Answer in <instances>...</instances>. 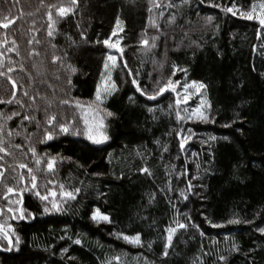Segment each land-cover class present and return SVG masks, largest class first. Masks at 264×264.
<instances>
[{
    "label": "trees",
    "instance_id": "16d2710c",
    "mask_svg": "<svg viewBox=\"0 0 264 264\" xmlns=\"http://www.w3.org/2000/svg\"><path fill=\"white\" fill-rule=\"evenodd\" d=\"M261 3L0 0V264H264Z\"/></svg>",
    "mask_w": 264,
    "mask_h": 264
},
{
    "label": "snow or ice",
    "instance_id": "6c2138e0",
    "mask_svg": "<svg viewBox=\"0 0 264 264\" xmlns=\"http://www.w3.org/2000/svg\"><path fill=\"white\" fill-rule=\"evenodd\" d=\"M71 3H72V4H76V3H77V0H71ZM262 7H264V6H262ZM224 10L227 11V12H232V11H233V9H232L231 7H228V8H226V9H224ZM70 11H71L70 8L61 7V8H59L58 13H59V15L64 16V15H67ZM49 18L51 19V15H49ZM248 18L251 19L252 17H251V16H248ZM208 20L211 21V17H209ZM260 23H261V25H264V19H261V20H260ZM3 27H8V25H7V24H4ZM51 34H52V33L49 32V35H51ZM105 43L107 44L108 41H105ZM144 43L146 44L147 41H145ZM108 59H109V60H114V57L109 56ZM106 67H107V65H106ZM73 71H74V69H73ZM134 83H135V81H134ZM194 83H195V82H194ZM112 87L114 88L115 85H112ZM199 87H200V88H203L204 85L201 84V85H199ZM169 89H170L171 91H176V87L174 86V84H173V82H172L171 80H169L168 83H167L164 87H161V88L158 90V92H159V93H163V92H165V91H167V90H169ZM185 90H187V86H185ZM142 94H143V93H142ZM148 98H149V99H155V95H153V96H149ZM96 100L102 102V101H101V94H100V89H99V88L97 89ZM8 102L10 103L11 101H8ZM184 102H187V97L184 98ZM0 103H5V101L2 100V99H0ZM65 103H67V101H65ZM176 103H177V104L181 103V100L178 98L177 101H176ZM79 106H80V105L77 104V107H79ZM196 114L199 115V117H200L201 119H204V120L207 119V117L204 116L203 114L199 113L198 110H197V113H196ZM109 115H111V113H109ZM51 119H52V120H55V117H52ZM60 130L63 131V132H67V131H68V128H67L66 126H60ZM47 138H48L49 140L52 139V135L49 133ZM89 139H93V137L89 136ZM105 139H106V137H105ZM93 142H94V143H98V142H100V141H97V140L93 139ZM181 147L183 148V143L181 144ZM0 151H3V149L0 148ZM37 163H39V161H37ZM54 163H55L54 160H50V161L48 162V168H49V170H52V168H53V164H54ZM20 167H21V168H24V167H26V166L22 164V165H20ZM143 171L147 172V169H144ZM35 179H36L35 176H33V177H32V180L35 181ZM35 187H36V185H35V183H33V188H35ZM8 192H9V193H12V192H13V189H12V188H8ZM36 195L39 196L41 200H48V198H49L47 195H41L39 192H36ZM52 195H55V194L53 193ZM64 195H66V196H68L69 198H72V199L75 198L71 193H64ZM185 199H187V197H185ZM53 208L59 210V205L56 204L55 202H53ZM9 210L11 211L12 209H9ZM44 211L47 212L48 209L45 208ZM19 218H20V219H23V218H24L23 212H21V215H20ZM92 218H93L94 220L109 221V218H108L107 216L101 215V214L99 213V211H97L96 213H94V215H93ZM109 222H110V221H109ZM228 223H230V224H232V223H240V221H239V220H229ZM178 226H179V228H184V227H185L184 224H179ZM214 226H219V225H214ZM3 230H4V229H3V226H0V232H3ZM10 231H11V229H10ZM175 231H176V229H169V230H168L169 235H168V242H167V244H166V246H165L166 249H167V247H170V246H171L172 235L174 234ZM5 235H6V238L9 240V243L11 244V237H10V236H7V234H5ZM123 239H124L125 241L129 242V243L140 244V237H139V235H137V236H135V237L124 236ZM17 243H18V239H17ZM75 243L79 244L80 241H79V240H76ZM167 254H168L167 251H165V252H164V255L167 256ZM109 264H110V262H109Z\"/></svg>",
    "mask_w": 264,
    "mask_h": 264
},
{
    "label": "rangeland",
    "instance_id": "374dc122",
    "mask_svg": "<svg viewBox=\"0 0 264 264\" xmlns=\"http://www.w3.org/2000/svg\"><path fill=\"white\" fill-rule=\"evenodd\" d=\"M264 3L261 4H257L254 7V11H253V16L257 17L258 20H261L264 18ZM118 33V31H117ZM110 49L112 51V53L110 54V56L114 57V60H109L107 62V67L105 70V74L104 77L102 79L101 85H100V94H101V98H103L107 93H109L112 90V80H111V69L113 68V66L115 65L116 62V53L119 52V47L117 45V41H114L113 43H110ZM4 175V173H3ZM2 175V176H3ZM1 178V177H0ZM2 182V180H1ZM0 182V184H1ZM2 216V211L0 208V218Z\"/></svg>",
    "mask_w": 264,
    "mask_h": 264
},
{
    "label": "water",
    "instance_id": "95a60500",
    "mask_svg": "<svg viewBox=\"0 0 264 264\" xmlns=\"http://www.w3.org/2000/svg\"><path fill=\"white\" fill-rule=\"evenodd\" d=\"M1 180H2V177L0 178V182H1ZM10 195H15V193H11V194L7 195L6 197H8V196H10ZM6 197H5V198H6ZM22 204H23V200H21V205H20V207H19V214H21Z\"/></svg>",
    "mask_w": 264,
    "mask_h": 264
}]
</instances>
